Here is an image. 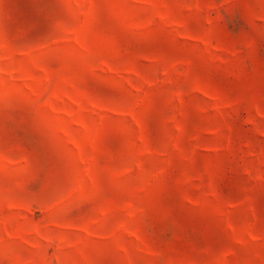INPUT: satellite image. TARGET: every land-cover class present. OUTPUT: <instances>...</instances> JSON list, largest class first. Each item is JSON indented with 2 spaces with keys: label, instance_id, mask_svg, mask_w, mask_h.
I'll list each match as a JSON object with an SVG mask.
<instances>
[{
  "label": "rangeland",
  "instance_id": "374dc122",
  "mask_svg": "<svg viewBox=\"0 0 264 264\" xmlns=\"http://www.w3.org/2000/svg\"><path fill=\"white\" fill-rule=\"evenodd\" d=\"M0 264H264V0H0Z\"/></svg>",
  "mask_w": 264,
  "mask_h": 264
}]
</instances>
